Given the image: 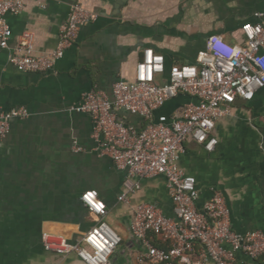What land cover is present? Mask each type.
Wrapping results in <instances>:
<instances>
[{"label": "crops", "instance_id": "1", "mask_svg": "<svg viewBox=\"0 0 264 264\" xmlns=\"http://www.w3.org/2000/svg\"><path fill=\"white\" fill-rule=\"evenodd\" d=\"M75 2L98 18L82 27L51 70L23 72L9 62L25 31L35 34L38 53L57 48ZM7 20L12 37L9 48L0 50V110L25 106L30 116L13 120L0 139V264H85L76 251L47 249L44 235L79 242L96 224L81 199L92 190L107 205L106 222L122 237L112 263L137 264L141 246L130 230L136 208L154 203L164 215L175 214L166 178L143 179L129 202L120 201L126 172L95 151L91 117L72 107L92 89L112 98L117 80L134 78L145 48L165 56L168 72L195 64L211 34L236 42L243 24L264 20V0H25L22 13ZM197 101L180 94L155 112V120ZM117 116L144 127L138 115L119 110ZM213 136L218 140L213 151L190 139L180 160L196 178L198 209L218 190L230 208L233 230L264 232V88L251 101L238 99ZM236 262L264 264V256L238 252Z\"/></svg>", "mask_w": 264, "mask_h": 264}, {"label": "built area", "instance_id": "2", "mask_svg": "<svg viewBox=\"0 0 264 264\" xmlns=\"http://www.w3.org/2000/svg\"><path fill=\"white\" fill-rule=\"evenodd\" d=\"M24 8L25 0H0V50L9 48L12 37L7 15H18ZM97 18L96 12L75 2L57 48L38 53L35 34L25 31L12 48L9 62L23 72L51 70L75 43L82 27ZM262 88L264 20L243 24L241 37L234 43L211 34L195 64H182L168 72L165 56L145 48L134 78L117 80L112 98L92 89L72 107L91 117L95 151L109 156L126 172L120 201L129 202L141 189L143 179L166 178L175 214L164 215L154 203L136 208L130 230L141 246L135 257L137 264H237L238 252L252 259L264 256V232L233 230L230 208L218 190H213L212 197L198 209L196 178L180 166L186 141L192 139L213 151L218 142L213 136L216 123L232 113L238 99L251 101ZM180 94L198 101L185 103L170 118L161 115L155 120V112ZM119 110L142 117L144 127L125 123L117 116ZM29 116L25 106L0 110V139L10 133L13 120ZM81 199L96 217V224L77 243L45 234V247L58 253L76 251L85 264H113L112 256L122 237L105 220L107 205L95 190L87 191Z\"/></svg>", "mask_w": 264, "mask_h": 264}]
</instances>
